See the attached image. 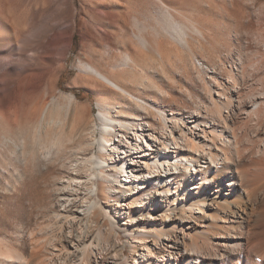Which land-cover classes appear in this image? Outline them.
Returning <instances> with one entry per match:
<instances>
[{
	"label": "bare ground",
	"instance_id": "6f19581e",
	"mask_svg": "<svg viewBox=\"0 0 264 264\" xmlns=\"http://www.w3.org/2000/svg\"><path fill=\"white\" fill-rule=\"evenodd\" d=\"M158 2L141 10L120 4L134 13L132 22L124 16L123 25L132 23L136 41L132 50L125 46L116 64L101 68L87 60L79 62L82 83L95 94L101 86L105 96H99L97 102L99 137L85 140L84 161L76 169L84 171V178H74L73 184L67 181L66 189L56 193L61 197L56 217H61L57 223L63 242L58 249L61 254L52 264L103 263L108 257L102 251L124 245L120 230L127 234L126 243L133 251L130 262L118 249L123 264H218L226 256H237V264L245 259L249 264H264V147L242 148L247 130L236 126L241 117L243 127L251 123L262 126L264 101L252 98L249 114H225L224 109L242 110L245 105L239 77L233 71L227 85L214 82L219 98L211 96L212 114L183 118L146 99L143 90L147 89L165 95L149 79L154 71L151 64L145 66L139 55L154 51L166 66L168 55L159 46L161 37L190 51L193 40L199 43L205 38L196 24L179 20L174 9ZM7 16V5H0L4 24L9 22ZM68 35L67 49L74 33ZM129 74L134 88H129ZM78 108L73 94L51 95L40 112L37 110L33 145L15 154L20 153L30 164L55 160L62 139L55 134L42 140V128L59 125L63 112L67 115ZM77 118L85 121L83 114ZM91 146L98 153L91 152ZM251 166L257 168V179L252 177ZM251 216H255V225L249 222ZM103 224L114 244L103 239ZM252 252L259 254L257 261L251 258ZM0 258L5 264L25 263L24 255L17 251L0 249Z\"/></svg>",
	"mask_w": 264,
	"mask_h": 264
},
{
	"label": "rangeland",
	"instance_id": "374dc122",
	"mask_svg": "<svg viewBox=\"0 0 264 264\" xmlns=\"http://www.w3.org/2000/svg\"><path fill=\"white\" fill-rule=\"evenodd\" d=\"M128 1L0 0V5H7L9 19L6 24L0 20V35H3L0 39V249L20 252L25 257L23 264H52L61 254L58 249L63 239L59 238L57 223L61 217H56L61 197L56 193L66 189L67 181L73 184L74 178H84V171L76 169L84 161L85 140L99 137L95 127L97 102L99 96H105L101 86L95 94L82 83L79 62L87 60L109 68L121 59L128 45L133 49L136 39L130 18L134 13L120 4L141 10L146 5L155 7L159 0ZM160 1L174 9L179 20L196 24L204 31L205 38L199 43L193 40L190 51L161 37L159 46L168 55L166 66L154 51L139 55L147 63L143 62L145 66L151 64L149 67L154 71L149 73V79L155 80L165 95L161 97L155 90L147 89L143 90L146 99L183 118L190 114H212L211 96L219 98L215 80L227 85L234 72L239 77L237 84L245 105L242 110L224 109L225 114H249L247 108L252 98L264 101V0ZM103 3L109 7L105 8ZM124 16L131 20L127 27L123 25ZM70 31L74 36L67 49L66 37ZM126 77L129 88H134L130 82L132 76ZM61 93L73 94L78 99V111L67 115L63 112L59 125L42 128V140L55 134L62 139L56 159L30 164L15 152L33 145L37 110L45 106L51 95ZM77 114H83L85 121L78 119ZM243 123L242 117L236 123L238 128L247 130L242 148L264 147V123L258 125L260 128L253 123L243 127ZM91 147V152L98 153L95 146ZM251 167L252 177H257L254 174L257 168ZM252 218L255 216L249 222L254 224ZM105 227L103 224L102 229ZM103 233V239L114 244L107 228ZM120 238L122 247L102 251L108 257L104 264H123V258L132 261L127 234L120 230ZM253 252L251 258L257 261L259 254ZM226 257L218 264L239 262L237 256ZM1 261L0 258V264H5ZM243 262L250 263L249 259Z\"/></svg>",
	"mask_w": 264,
	"mask_h": 264
}]
</instances>
